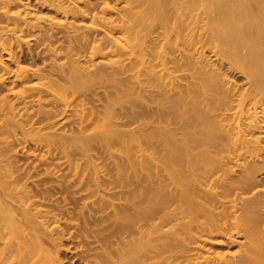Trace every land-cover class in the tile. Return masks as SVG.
<instances>
[{"label":"bare ground","instance_id":"1","mask_svg":"<svg viewBox=\"0 0 264 264\" xmlns=\"http://www.w3.org/2000/svg\"><path fill=\"white\" fill-rule=\"evenodd\" d=\"M84 2L0 0V264H264V0Z\"/></svg>","mask_w":264,"mask_h":264},{"label":"rangeland","instance_id":"2","mask_svg":"<svg viewBox=\"0 0 264 264\" xmlns=\"http://www.w3.org/2000/svg\"><path fill=\"white\" fill-rule=\"evenodd\" d=\"M77 1V0H76ZM80 1V4H83V3H85L84 1H86V0H78V2ZM83 1V2H82ZM112 4V3H111ZM110 5V4H109ZM26 6V5H25ZM29 7H31V6H29ZM29 7H26V10L28 9V11H30L29 13H31L32 15H28V16H31V18H33L34 16H36V14H38V15H40V18H42V19H44L45 20V22H43V20H41V22H43V23H41V24H43L44 26L46 25V26H48V24H49V22H54L53 20V18H55V22L57 21H62V18L61 17H58V16H56V17H54L53 16V14H52V16H51V13H49V12H47L46 10H41V11H38L39 13H35L34 14V9H33V11L32 10H30L29 9ZM23 9H24V7H23ZM50 14V16H49V14ZM34 14V15H33ZM42 14V15H41ZM48 14V15H47ZM37 15V16H38ZM36 16V17H37ZM49 20H51V21H49ZM33 19H35V18H33ZM69 21L71 20V18L69 17V19H68ZM49 21V22H48ZM72 21V20H71ZM85 22H87V24H88V20H86ZM79 24V23H78ZM50 25V24H49ZM83 25H86V23H83ZM101 31V32H100ZM97 32V31H96ZM96 32H94L93 34L94 35H96ZM100 32V33H99ZM98 34L96 35V36H101L102 35V30H99L98 29V32H97ZM32 43V42H31ZM41 46V47H40ZM39 47H38V49H40V50H38V49H36V50H38V51H41V50H45L46 52H48V53H46V55H48V56H50V50H51V48L52 47H54V46H56L55 44L54 45H52V47L50 46L49 47V45L48 46H46V45H40ZM45 46V47H44ZM43 48V49H42ZM47 49V50H46ZM48 49H49V51H48ZM43 52V51H42ZM45 53H43V54H45ZM101 55V54H100ZM100 55H96V56H94L93 58H92V60L93 61H91V62H89V58L88 57H81L80 58V56H79V58H78V61H79V65H82V67H84V68H86V70H88L90 67H92V65L91 64H93V65H95V64H97L98 62H103V60H102V58L100 57ZM68 59L67 58H62V60H58V62L60 63L61 61L63 62V61H67ZM48 60H46L45 62H47ZM25 63V62H24ZM40 62H37L36 64H38V67H39V65L41 64H39ZM82 63V64H81ZM91 63V64H90ZM47 64H49V63H46V64H44V62L42 63V65H47ZM67 65H68V62H67ZM91 65V66H90ZM36 67H37V65H35ZM42 67V66H41ZM93 68V67H92ZM45 69H48V68H45ZM90 70V69H89ZM51 77H53L52 79H54V78H56V77H54V76H51ZM92 81V80H91ZM96 81V80H95ZM94 80L91 82V83H88V82H90V81H87L86 83H88V84H84V86H83V88L81 89V91H80V94H81V97L82 96H85V97H94V95L95 94H98V92H100L102 89H101V85H103L104 84V82H98V81H96L95 82ZM100 94V93H99ZM98 94V95H99ZM75 96V95H74ZM73 96V97H74ZM96 96V95H95ZM100 96V95H99ZM12 97V96H11ZM10 97V98H11ZM70 98H71V96H69ZM94 98H96V97H94ZM85 107L86 106H88V105H84ZM79 107V106H78ZM69 133V132H68ZM87 133H89L88 131H87ZM90 134V133H89ZM90 144L87 146V147H85L84 149H81V151L80 150H78L77 149V147H76V145L75 144H73L72 142H70V143H68V145L66 146V148H65V150H66V153L65 154H67L68 155V161H66V160H64L63 159V154L64 153H62V154H57V158L55 159V162H61V161H65V164H67V163H69L70 164V166L69 167H67L66 165L65 166H63V167H65V169L63 170L64 172H66V173H72L73 172V168H72V166H73V164H74V162H75V160H80L81 158V160H89V161H92V162H94L96 165H97V168H98V170H99V173L100 174H103V173H109V172H111V174H112V172H114V170H113V167H112V165H113V159L114 158H112L111 156H109V154L107 153V151H106V149L104 148V145L101 143H98L96 140H93V141H90L89 142ZM42 148V147H41ZM41 148L39 147L38 149H36V153L38 154V155H43L44 154V152H45V149L44 148H42V150H41ZM40 149V151L39 152H37L38 150ZM114 150H115V155L116 156H118V155H122V153H121V150H120V148H118V147H115L114 148ZM44 151V152H43ZM43 153V154H42ZM21 155V154H20ZM21 156H25V154L23 155H21ZM44 156H46V155H44ZM22 158V157H21ZM25 158V157H24ZM67 168V169H66ZM112 168V169H111ZM113 170V171H112ZM93 172V170L91 169V167H85L84 166V169H83V171L81 172V174H83L84 176H88V175H90L91 173ZM263 173L264 172H262L261 173V176L260 175H258V178H262V176H263ZM108 175H110V173L108 174ZM260 190V189H259ZM237 240L239 241V242H242L244 239L243 238H237Z\"/></svg>","mask_w":264,"mask_h":264}]
</instances>
